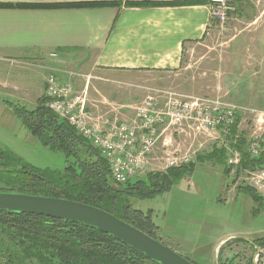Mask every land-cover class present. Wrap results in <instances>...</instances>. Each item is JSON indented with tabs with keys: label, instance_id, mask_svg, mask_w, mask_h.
<instances>
[{
	"label": "rangeland",
	"instance_id": "rangeland-1",
	"mask_svg": "<svg viewBox=\"0 0 264 264\" xmlns=\"http://www.w3.org/2000/svg\"><path fill=\"white\" fill-rule=\"evenodd\" d=\"M231 5L223 23L212 18L209 33L184 49L179 69L124 74L111 79L91 77L90 81L102 86L116 87L115 90L92 89L97 99L105 101L104 92L109 97L115 92L112 101L116 103L106 104L107 109L111 107L114 111L117 103L125 104L123 109L133 119L136 107L147 94L160 101L166 92L219 97L254 110L243 112L242 109L238 113V134L249 136L257 131L255 114L264 110V0H235ZM29 63L32 62L20 67L21 70L15 68L16 71L36 79H41L42 73L44 81L54 72L52 66H58L57 61L54 64L45 61L41 68ZM83 75L78 77L80 84L87 76ZM79 86L76 90L81 91L82 85ZM46 102L45 97V106ZM168 133L169 143L163 145L160 141L154 159L131 181H147L148 174L165 172L170 168L165 158L172 155L187 156L194 164L193 171L169 191L153 198L126 196L131 208L150 216L157 239L193 264H244L250 257L264 264V247L255 252L250 244L264 237V197L255 190L260 198L253 195L241 170L229 167L228 175L224 174L226 153L222 163L206 159L213 146L220 148L218 131L200 132L184 127ZM0 146L36 167L62 169L67 164L62 154L43 146L26 131L14 116L13 106L3 99H0ZM227 236L217 247L215 258V246ZM238 237L241 238L237 240Z\"/></svg>",
	"mask_w": 264,
	"mask_h": 264
},
{
	"label": "crops",
	"instance_id": "crops-1",
	"mask_svg": "<svg viewBox=\"0 0 264 264\" xmlns=\"http://www.w3.org/2000/svg\"><path fill=\"white\" fill-rule=\"evenodd\" d=\"M103 2L107 4H94ZM0 4L51 6L0 5V66L4 67L0 99L13 107L37 106L46 97L42 73L41 79L27 78L20 70L29 61L37 68L45 61H57L52 68L58 77L69 78L75 90L79 85L87 88V108L94 122L132 117L123 109L125 104L107 109L106 104L116 103L115 92L111 97L103 93L105 103L94 91L116 87L102 86L91 77L176 71L182 66L184 49L201 41L213 21L209 0H0ZM64 4L78 5L59 6ZM83 74L87 76L80 84L78 77Z\"/></svg>",
	"mask_w": 264,
	"mask_h": 264
},
{
	"label": "trees",
	"instance_id": "trees-1",
	"mask_svg": "<svg viewBox=\"0 0 264 264\" xmlns=\"http://www.w3.org/2000/svg\"><path fill=\"white\" fill-rule=\"evenodd\" d=\"M186 3L190 2H182ZM0 5L51 7L42 4ZM75 5L78 4L59 6ZM13 114L35 140L62 154L67 164L62 169L36 167L0 146V192L82 202L100 208L157 239L150 216L131 208L126 196L145 199L169 191L191 174L194 168L192 162L167 168L163 173L148 174L147 181L130 180L119 184L113 181L108 163L98 149L79 135L72 125L46 107L44 100L31 109L14 106ZM235 132L233 126L231 133ZM235 146L242 153L240 167H251L254 162L248 159L242 136ZM224 157L225 150L216 146L206 154L207 160L213 159L218 163H222ZM202 158L198 156V159ZM229 169L225 165L224 174L228 175ZM250 191L260 198L253 189ZM255 197H252L253 200H257ZM250 244L256 252V246L259 249L264 247V237ZM0 264L159 263L95 227L80 222L0 210ZM244 264L258 263L250 257Z\"/></svg>",
	"mask_w": 264,
	"mask_h": 264
},
{
	"label": "built area",
	"instance_id": "built-area-1",
	"mask_svg": "<svg viewBox=\"0 0 264 264\" xmlns=\"http://www.w3.org/2000/svg\"><path fill=\"white\" fill-rule=\"evenodd\" d=\"M233 1L209 0L211 17L223 23ZM45 93L46 106L98 149L116 183L124 184L132 180L154 159L160 141L163 145L170 141L165 136L166 132L187 127L200 132L218 131L220 148L226 153V165L241 170L252 189L264 197V110H257V131L247 136L238 134V113L242 109L243 112L254 110L219 97H192L166 92L160 101L153 94H147L136 107L133 119L109 121L100 117L94 122L87 108L86 87L81 91L75 90L69 78L58 77L53 72L45 77ZM233 126L235 134L231 133ZM241 136L248 159L254 162L249 168L240 167L242 153L235 145ZM188 160L185 155H172L165 158V164L167 167H178L188 163Z\"/></svg>",
	"mask_w": 264,
	"mask_h": 264
},
{
	"label": "water",
	"instance_id": "water-1",
	"mask_svg": "<svg viewBox=\"0 0 264 264\" xmlns=\"http://www.w3.org/2000/svg\"><path fill=\"white\" fill-rule=\"evenodd\" d=\"M0 210L80 222L112 235L159 264H193L140 229L100 208L82 202L40 195L0 192ZM227 238L216 245L215 258L217 247ZM256 249L259 251L257 246Z\"/></svg>",
	"mask_w": 264,
	"mask_h": 264
}]
</instances>
